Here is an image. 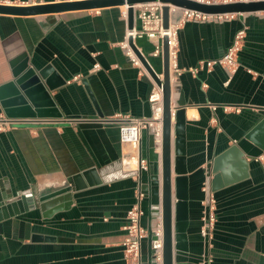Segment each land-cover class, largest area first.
<instances>
[{"label":"crops","instance_id":"0c3cea01","mask_svg":"<svg viewBox=\"0 0 264 264\" xmlns=\"http://www.w3.org/2000/svg\"><path fill=\"white\" fill-rule=\"evenodd\" d=\"M65 1L76 0L40 4ZM126 9L127 5H113L0 14V85L28 69L45 67H50L56 83L65 80L50 91L61 117L17 118L12 128L0 131V199L1 191L9 188L13 195L28 192L34 203L0 219V264L126 263L124 226L148 178L143 170L141 183L140 158L146 159L150 128L143 130L138 146L122 143L120 123L111 118L119 113L147 116L155 85L146 67L135 66L120 47L128 31ZM135 25L139 28L137 20ZM242 29L245 38L236 72L229 74L219 65L191 72L202 61L222 57ZM135 41L162 75V58L152 55L161 39L138 36ZM178 64L183 70L172 81V107L183 95L189 250H174V264H264V127L249 137L264 120V12L187 21L179 30ZM16 89L30 101L19 83ZM0 112L6 115L1 102ZM174 122L173 117L175 195ZM233 147L244 152L248 176L242 177L240 167H235L234 154L226 155L221 167L232 181L210 190L217 222L211 243H206L200 227L207 179L214 177L215 159ZM157 150L162 153L161 144ZM130 158L137 160L134 167L125 164ZM90 170L95 171L84 174ZM160 171L162 176V165ZM75 177L80 189L71 192V200H48L52 205L42 209L39 198L69 186ZM141 203L142 225L148 229L150 199L144 195ZM148 250L147 237L142 244L144 264Z\"/></svg>","mask_w":264,"mask_h":264},{"label":"water","instance_id":"95a60500","mask_svg":"<svg viewBox=\"0 0 264 264\" xmlns=\"http://www.w3.org/2000/svg\"><path fill=\"white\" fill-rule=\"evenodd\" d=\"M150 2H160L163 4V27L169 28L170 6H176L185 9L200 11L206 14H231V13H249L264 12V0H240L220 3H207L200 0H76L57 3L37 4L31 6L5 5L0 4V14L11 15H37L46 13L62 12L74 9H98L113 5L128 6V28L133 29L136 24L134 5ZM131 45L139 55L144 67L148 70L153 80L163 89V134L161 151L159 154L157 148L154 129L149 130V136L146 144V160L148 162V178L142 183V169L140 170L141 191L150 199V225L148 228L149 250L148 262L152 263V240L156 238L153 233V227L158 223V216L162 217L163 224V246H164V264H174V250L188 251L189 242L187 228L189 225V177L187 175V155H186V107L187 102L183 95L175 101V108L172 107V81L170 70V50L169 39L165 35L162 38V61H163V78L150 64L148 58L140 48L131 39ZM50 67L35 71L34 69L26 70L21 76L14 81L0 85V102L10 118H58L61 113L57 112L56 104L50 95V91L64 83H56L54 76L51 75ZM16 83H19L24 93L31 101H26L20 90L16 89ZM32 103L34 109L30 106ZM147 117L152 115L151 104L148 102ZM175 118L174 126V163L176 191L172 193V118ZM264 127V120L260 121L250 132L251 137L256 131ZM234 154L237 162L235 167H240L242 177L248 176L245 170L248 164L244 159V152H239L236 148H231L222 156L215 159L213 165L214 177L207 179V198L210 197V190H216L228 181L222 162L226 155ZM142 159V155L140 160ZM162 165V176L160 167ZM95 170L85 172L89 175ZM244 173V174H243ZM209 170L208 177H211ZM78 177L72 179L70 185L57 190L51 194H46L39 198L42 202V209L52 205L53 202L66 203L71 200V192L80 189ZM162 178V183H161ZM24 192L21 195H13L9 188L1 191L0 199V219L10 217L24 212L29 206H34L32 201ZM174 198L176 201L174 202ZM53 200V202H47ZM20 206V207H19ZM20 210V211H19Z\"/></svg>","mask_w":264,"mask_h":264},{"label":"built area","instance_id":"2783aa9c","mask_svg":"<svg viewBox=\"0 0 264 264\" xmlns=\"http://www.w3.org/2000/svg\"><path fill=\"white\" fill-rule=\"evenodd\" d=\"M207 3L228 2L227 0H200ZM0 4L5 5H21L31 6L40 4V0H0ZM135 18L139 22V28L135 25L133 29H129L120 42V47L124 50L127 57L135 66L144 68V65L131 45V39L136 44L135 39L139 36H147L150 38H159L161 42L156 44L152 55L161 57L163 53L162 38L167 35L169 39L170 50V70L171 81H176L182 73V68L178 64V47H179V30L184 23L191 20L203 21L216 18L234 17L236 13L231 14H206L200 11L170 6V23L169 28L163 27V4L160 2H150L134 5ZM123 16L128 17V6L123 11ZM245 38V29L237 32L232 45L225 54L216 59L202 61L198 66L191 68L192 73H198L200 70H211L215 65L223 67L229 74L236 72L239 66V53L241 51ZM137 45V44H136ZM155 82V81H154ZM155 83L149 102L151 104L152 115L150 117H134L129 114H116L111 119L120 123V139L122 143L138 146L142 140V133L145 128H153L158 145L162 143L163 134V89H160ZM216 109V105H212ZM17 120L10 118L0 112V131L12 128ZM142 170L148 169V162L145 158L140 160ZM144 194L139 191L136 202L127 211L125 230L127 232L124 241V257L125 264H144L142 244L143 240L149 236L148 229L142 225V217L144 209L142 207V199ZM216 200L210 195L203 201L202 224L200 233L206 243H211L213 233L217 222ZM158 223L153 227V233L156 238L152 240V263L164 264V246H163V224L161 215L158 216ZM210 262L211 260L208 259ZM208 262V263H209ZM206 264V261H204Z\"/></svg>","mask_w":264,"mask_h":264},{"label":"bare ground","instance_id":"6f19581e","mask_svg":"<svg viewBox=\"0 0 264 264\" xmlns=\"http://www.w3.org/2000/svg\"><path fill=\"white\" fill-rule=\"evenodd\" d=\"M159 78H163V75L159 74ZM160 89L162 90V87H160ZM136 163H137L136 158L125 159V164L130 167H134Z\"/></svg>","mask_w":264,"mask_h":264},{"label":"rangeland","instance_id":"374dc122","mask_svg":"<svg viewBox=\"0 0 264 264\" xmlns=\"http://www.w3.org/2000/svg\"><path fill=\"white\" fill-rule=\"evenodd\" d=\"M162 58V57H161Z\"/></svg>","mask_w":264,"mask_h":264}]
</instances>
